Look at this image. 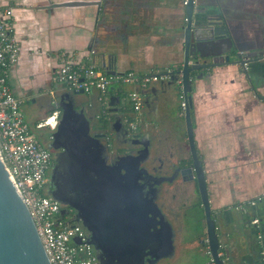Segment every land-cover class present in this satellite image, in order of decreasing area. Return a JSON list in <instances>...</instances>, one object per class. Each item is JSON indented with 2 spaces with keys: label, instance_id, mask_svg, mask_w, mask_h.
<instances>
[{
  "label": "crops",
  "instance_id": "0c3cea01",
  "mask_svg": "<svg viewBox=\"0 0 264 264\" xmlns=\"http://www.w3.org/2000/svg\"><path fill=\"white\" fill-rule=\"evenodd\" d=\"M75 1H101V5L52 6ZM186 2L0 0V6L14 9V32L21 49L8 75L14 94L23 103L67 91L55 74L62 52L116 75L134 72L145 77L182 67ZM200 6L219 9L234 47L242 51L249 67L246 71L236 65L222 66L211 74L204 70L193 82L195 139L206 156L220 254L228 264H264V0H195V13ZM168 83L154 82L147 89L133 84V90L150 98L145 104L147 116L153 117V110L171 119L175 116L186 131L182 89L177 86V91H171L173 99L163 103L160 112L158 101L151 97ZM126 91L125 84L114 83L110 93L124 103ZM91 93L90 99H100L98 91ZM45 113L35 111L29 122L42 121ZM256 219L258 223L253 222ZM201 223L205 233L206 220ZM185 228L174 234L178 254L200 259L195 264H209L211 258L193 253L202 246Z\"/></svg>",
  "mask_w": 264,
  "mask_h": 264
},
{
  "label": "water",
  "instance_id": "95a60500",
  "mask_svg": "<svg viewBox=\"0 0 264 264\" xmlns=\"http://www.w3.org/2000/svg\"><path fill=\"white\" fill-rule=\"evenodd\" d=\"M78 5H101V1L52 4L56 7ZM186 13L185 58L182 67L174 70L172 84L175 83L183 91L187 134L194 157L192 178L196 181L206 219V232L202 233L200 228L194 233L202 247L193 253L202 259L211 258L209 264H228L220 254L221 239L213 216L206 165L198 156L195 141L193 74L200 72L198 77H202L204 70L211 74L217 67L231 65L247 71L248 61L242 58V51L234 47L222 14L215 12L205 20L198 21L195 17V0H187ZM103 59L106 61L105 57ZM108 72L116 75V71ZM71 91L67 89L65 94L84 93ZM149 99H145V104H149ZM121 101L120 96L112 95L108 105L114 107L120 105ZM65 107L57 135L72 126L66 109L71 108L76 113L73 101H69ZM119 109L122 108L111 110L116 112ZM77 117L84 120L77 121L69 151L59 161L60 167H63L65 158H68L69 170L64 182L56 186L51 195L77 211V220L82 221L91 232L89 244L94 245L101 254L105 249L112 253L111 257H107L112 260L110 263L100 258L102 264H144L146 257L149 264H157L160 259L170 257L175 249L176 227L162 215L158 220H153L155 214L146 209L122 176L104 164L103 160L98 162L94 156L86 154L83 144L90 137L89 121L83 113ZM62 214L67 215L68 208H63ZM75 241L81 242L79 238ZM0 264H52L25 199L9 175L1 155Z\"/></svg>",
  "mask_w": 264,
  "mask_h": 264
},
{
  "label": "flooded vegetation",
  "instance_id": "af4514ba",
  "mask_svg": "<svg viewBox=\"0 0 264 264\" xmlns=\"http://www.w3.org/2000/svg\"><path fill=\"white\" fill-rule=\"evenodd\" d=\"M198 75L199 72L194 75V78ZM165 82L169 83L164 86L163 90L161 92L157 90L151 96L158 101V111L163 103L167 104V101L173 99L171 91L178 90L175 83L172 84V80ZM167 93L170 95L168 94L166 97L162 95ZM142 95L145 101L146 97L143 93ZM111 96L110 94V98ZM122 98L124 103L114 107L108 105L109 101L106 104L99 98L84 97L83 93L66 95L63 91L51 99L34 100L38 110H45L44 119L54 111L58 112L57 125L54 130L48 126L37 127L38 122L33 124L41 144L49 152L46 192L52 196L55 187L60 186L67 176L68 158L67 160L65 158L63 167H60L59 161L69 151L71 140H73L72 132L75 131L77 121L84 120L77 116L79 113H83L90 126V137L86 138L83 144L84 151L86 154L94 156L98 162L103 160L104 164L112 167L119 176H122L124 181L134 189L146 209L155 214L152 216L153 220H158L159 215H162L166 221L176 227V231L184 230L187 220L191 218L196 217L201 222L198 212L201 209L204 213V209L196 181L192 178L194 157L191 140L187 134V126L184 131L180 124L171 119L168 114L161 116L154 110L151 112L153 117L147 116L145 104L141 111L142 117L137 119L131 101H127L126 96ZM69 101H73L76 110L74 113L71 108V110L66 109L72 126L70 125L69 129L67 127L63 130L64 132L61 131L57 135L59 125L64 117L65 105ZM100 108L102 116L99 114ZM114 108L122 109L114 112L111 110ZM132 121H136L135 129L130 126ZM195 141L197 143L196 139ZM196 145L198 156L205 165L204 151L198 143ZM60 206L62 209L68 208L69 221L80 224L89 241L91 232L83 225L82 221L77 220V211L66 204L60 203ZM90 247L96 256L97 264H102L100 259L102 257L105 259L102 260L105 263L112 261L107 258L112 254L108 249H105L101 254V251L94 245ZM147 260L148 257L144 264H149Z\"/></svg>",
  "mask_w": 264,
  "mask_h": 264
},
{
  "label": "built area",
  "instance_id": "2783aa9c",
  "mask_svg": "<svg viewBox=\"0 0 264 264\" xmlns=\"http://www.w3.org/2000/svg\"><path fill=\"white\" fill-rule=\"evenodd\" d=\"M14 9L0 6V155L9 175L21 192L36 223L47 255L52 264H97L88 243V236L80 224L72 223L62 214L57 199L46 192L49 152L41 144L34 126L27 120L22 100L13 92L8 75L19 61L21 49L14 32ZM246 68L249 67L246 65ZM174 70L141 77L134 72L110 75L94 63L80 62L72 53L62 52L56 69V80L66 89L84 93L94 90L106 103V95L114 83H134L147 89L154 82L172 80ZM140 90L129 94L137 119L141 116L144 100ZM182 107L186 103L182 99ZM58 112L54 111L38 122L37 127L54 130ZM136 127V121L130 124ZM258 223V220H254ZM79 238L80 243L75 239Z\"/></svg>",
  "mask_w": 264,
  "mask_h": 264
},
{
  "label": "rangeland",
  "instance_id": "374dc122",
  "mask_svg": "<svg viewBox=\"0 0 264 264\" xmlns=\"http://www.w3.org/2000/svg\"><path fill=\"white\" fill-rule=\"evenodd\" d=\"M59 83V82H58ZM61 84V83H60ZM133 84L134 83H127V84H125V86L129 89V91H126V93H125V96L127 97V101H129L130 99H129V94H130V92H132V90L134 89V87H133ZM134 91V90H133ZM91 94H93V93H83V96L84 97H88L89 95H91ZM110 92L106 95V104H107V102L109 101V98H110ZM101 102H104V101H102L101 100ZM176 102H178L179 103V106H181V101H180V99L179 100H177L176 99ZM173 104V103H172ZM21 108H22V111L24 112V114H25V116H26V118H27V120L28 121H30L31 122V118H32V114L35 112V111H38V107L37 106H35L34 105V102L33 101H24L23 103H22V105H21ZM183 108V107H182ZM174 110V108L172 107V111ZM99 114L102 116V110H101V108L99 109ZM142 116H139V119L141 118ZM175 118V116L173 117V119ZM32 123V122H31ZM178 127V126H177ZM199 219H201V222H203V221H205V213H202V210L201 209H199ZM201 214V215H200ZM68 219H69V217H68ZM201 222H199L197 219H196V217L195 218H191V219H189V220H187V222H186V224H185V226H186V228L185 229H187V232H188V234H190V233H192V232H194V233H196V231H199V229L201 228V225H202V223ZM186 231V230H185ZM178 248L176 249V247H175V250H174V253L170 256V257H167V258H162V259H160V261L157 263V264H190V263H193V264H195V263H197V261H200V259L199 260H195V258L194 259H192L190 256H184V255H180V254H178ZM179 256H181V257H179Z\"/></svg>",
  "mask_w": 264,
  "mask_h": 264
},
{
  "label": "trees",
  "instance_id": "16d2710c",
  "mask_svg": "<svg viewBox=\"0 0 264 264\" xmlns=\"http://www.w3.org/2000/svg\"><path fill=\"white\" fill-rule=\"evenodd\" d=\"M218 11H219V9H217L214 6H200V7H198V9L195 13V17L198 21L205 20L208 15L213 14V13L218 12ZM127 73H129V72H127ZM195 74H196V72L193 75H195ZM192 114H193V118H194V110H192ZM65 216H67V219H68V215H65Z\"/></svg>",
  "mask_w": 264,
  "mask_h": 264
}]
</instances>
